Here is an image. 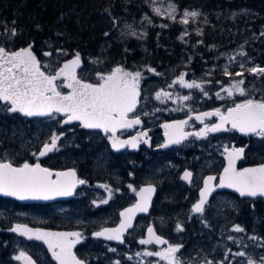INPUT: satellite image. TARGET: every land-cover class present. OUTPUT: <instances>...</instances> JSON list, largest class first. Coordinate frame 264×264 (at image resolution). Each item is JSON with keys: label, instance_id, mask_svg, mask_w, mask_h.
Listing matches in <instances>:
<instances>
[{"label": "rangeland", "instance_id": "rangeland-1", "mask_svg": "<svg viewBox=\"0 0 264 264\" xmlns=\"http://www.w3.org/2000/svg\"><path fill=\"white\" fill-rule=\"evenodd\" d=\"M151 17L148 14L136 18L134 20L120 21L116 23L119 32L118 36L132 37L137 39L140 43H145L146 33L149 29L163 28V23H157L153 20L158 18L161 20L168 19L173 20L179 15L182 31L178 36V41L187 44L190 32L198 36L201 32L199 26L198 15L193 18L187 17V20H194L196 25L193 30L190 31L188 23H182L185 19V12H196L192 10L184 9L182 12H178L174 3L170 0H147ZM174 7L175 11H172ZM156 9L159 12L155 11ZM245 12V11H243ZM12 33V32H11ZM8 33L6 30L0 32V43L8 51H13L11 41L13 35ZM6 36V37H5ZM256 42L259 38L264 44V29H261L257 34ZM191 39V38H190ZM200 42H197V45ZM210 52V51H209ZM244 53V55H240ZM67 54L57 50L55 55L47 58H38L43 71L46 74H54L55 71L60 67L62 61L66 58ZM256 57L244 47H239L231 50L222 51L212 62L206 63L201 68L202 75L205 78L198 77L192 70L181 69L177 74L171 77L169 80H165V74L156 71L152 67H146L144 69L130 70L122 66L113 67L108 74L114 68H121L126 72L135 74L139 72L140 78L137 83V92L139 93L140 99L146 97L151 86H158L145 101L143 98L142 110L140 111V117L145 118V130L149 132V135L156 140V144H160L161 138L160 133L156 131L158 124L162 121L171 119H183L191 114H195L206 110H219L221 114H224L226 109L236 106V104L244 103L248 99L256 101L264 100V75H254L247 71L252 67H264ZM179 64V63H178ZM243 65V68L241 67ZM97 64L92 60H88L86 66L80 72V79L85 83H99V75H108L101 71ZM153 69L154 71H148ZM225 69L228 71V75L225 74ZM217 73H213V72ZM237 73H243V75H237ZM184 75L185 83H197L200 85L199 88H186L181 86L179 83H173L178 81L180 75ZM157 79V83L149 78ZM221 77V80L215 82L206 78ZM130 79V77H129ZM243 80L244 83L240 86L244 90V95H240L232 89V85L236 82ZM146 91L142 94L145 87ZM224 89H230L233 91L231 96L228 95ZM62 92V90H59ZM157 93H167V95H161L157 99ZM219 93V96H217ZM149 95V93H148ZM189 97V99H183V97ZM10 113V112H9ZM139 116V114H138ZM212 122H207L210 125ZM20 126H14L12 133L9 135V139L14 143L15 149L11 150H0V160L3 162H9L13 164L12 157L18 156V154L26 149L27 144H31L30 156L35 159L38 153V149L41 148L45 143H49L48 139L42 142V139L49 133H59V131L48 123H35L33 126L24 125L18 123ZM75 125V124H70ZM67 126V125H66ZM199 128V125L195 122H190L186 130L194 131ZM64 130L70 129L69 125L62 128ZM30 131V134L34 139L28 138L24 131ZM73 132L63 133L65 138H69ZM231 131H226L222 134H218L208 139H195L193 138V144H188L182 148L177 146L175 150L167 152V156L158 155V151L148 153L144 149L141 154V163L128 162L127 166L134 170V176L130 178V182H123L121 175H123V169L118 170L115 168V162L109 160L110 165L105 160L106 152L110 151L109 146L103 140L106 138L105 135H94V138L90 136L84 140L88 150L93 152L94 156L90 159L92 163V169L94 171H100L101 174H109L112 180L120 183L123 188L115 187L109 182L103 180H95L86 184V188L83 191L77 192L74 197L67 204H52L53 206L46 212V215L41 213H34L33 211L27 210H15L13 214L18 217L17 219L28 220V223H37L34 225H41L43 221L52 220L55 221L56 229H66V226L74 227L70 229L75 232L87 234L91 229L94 231L95 228L101 229L105 226H114L118 223L117 213L121 207L116 209H109L103 211L104 208L108 207L109 204L117 196H123L124 199L128 200L127 205H130L134 201V195L136 190L142 184H155L158 188V194L152 206L151 215L149 214L145 218H141L136 225V231L131 232L133 234L130 239L127 240L124 249H130L135 245L141 237L140 232L148 227H153L156 232L166 236L169 241L163 247H155L152 243L144 244L141 248H136L132 251L124 254L125 260L131 262V264H169V261L161 259L159 256L152 255L146 256L145 252H164L166 249L171 247H177L179 251L175 253V259L179 261V264H248V259H252L254 264H264V239L258 234L249 235L246 240H242V233L245 229L244 223L242 224V208L243 202L239 201L235 196L221 193L216 195L206 206L204 212L194 218L190 215V205L196 200L195 190L197 191L200 187V179L205 174H216L223 165L221 156L223 150L230 146L231 142H236V134ZM149 138V136H148ZM250 139L254 140L251 148L247 151L246 156L248 158V164L259 163L264 159V136L254 135ZM72 140V139H71ZM70 140V141H71ZM247 140H245L246 142ZM37 149H33L34 144ZM162 145V144H161ZM184 145V144H183ZM143 146V145H142ZM182 146V145H181ZM189 146V147H188ZM43 148V147H42ZM41 148V149H42ZM143 148V147H142ZM187 149V150H186ZM40 150V149H39ZM70 143L66 144L59 143L56 149L47 156V160L59 159H70L71 151ZM186 150V151H185ZM13 151V152H11ZM18 151V152H16ZM38 151V152H37ZM185 151V152H182ZM34 152V153H33ZM46 159V158H45ZM28 162V161H26ZM16 164V163H15ZM188 168L193 174V183L185 190V193L181 196L179 202L177 199L180 193L177 186L173 183V179L177 177V181L181 172ZM136 170V171H135ZM138 170V171H137ZM86 173L88 178L94 177L93 173ZM125 176V175H123ZM141 176V178H139ZM85 179V177H82ZM142 180L140 183L139 181ZM179 182V181H178ZM140 183V184H139ZM107 186V187H105ZM82 201L85 207L92 216L84 217L80 214L81 208L73 207L78 204L76 201ZM103 201H107L104 203ZM7 203L0 202V217H6L10 214L14 207H8ZM262 205V204H261ZM116 210V212H115ZM263 212L260 215L264 217V206L262 205ZM253 222L256 224L260 223V219L251 208ZM83 216V217H82ZM12 217V216H11ZM13 223H22L14 221ZM177 224L181 226L182 231L177 230ZM195 226V230L191 233L193 238L191 243H188L185 239V230ZM240 227L243 231H234V228ZM68 229V228H67ZM252 237H256L255 240ZM142 239L145 240L144 237ZM92 248L94 246L89 245ZM105 251H97L99 257L107 259L109 256L107 252L112 256H116L120 252L111 246H106ZM35 245L26 246L21 242H15L10 245V257L1 264H24L20 259L21 253L24 255H31L34 257L39 264H49V259L40 250H36ZM114 249L115 251H112ZM245 253V256H234L233 253L241 252ZM34 254V255H32ZM40 257V258H39ZM107 262V260H106ZM109 263V262H107Z\"/></svg>", "mask_w": 264, "mask_h": 264}, {"label": "trees", "instance_id": "trees-1", "mask_svg": "<svg viewBox=\"0 0 264 264\" xmlns=\"http://www.w3.org/2000/svg\"><path fill=\"white\" fill-rule=\"evenodd\" d=\"M170 1L174 3L178 12L187 9L199 13L197 20L201 27V33L196 36L190 32L187 44L178 41V36L182 31L179 15L171 21L154 18L156 24L163 23V28L159 30L149 29L145 36V43H140L132 37L124 36L120 38L118 36L119 29L116 25L118 20L119 22L134 20L145 14L151 17L147 0H0V32L6 30L11 33L13 29L15 30L16 34L11 41L13 49L32 45L33 51L38 55H40L42 49H48L52 53L60 50L67 54L66 58L79 54L84 66H86L88 60L92 59L99 68L101 67L100 70L105 73L110 72L115 66H122L130 70L152 67L156 71L164 73L165 80H169L181 69H190L198 77L205 78L201 70L205 62L210 63L222 51L235 49L240 45H244L252 55L260 56L256 57V60L264 65V44L260 41V38L253 42L257 39L256 34L264 29V0ZM195 25L194 20H189L188 27L190 31L193 30ZM198 41L200 43L197 45ZM149 79L153 83H157V79L152 77ZM206 79L215 82L221 80V77ZM158 86H149L151 87L148 91L149 95L146 93V97L141 98V104L143 98L146 101ZM145 91L146 81L142 94H145ZM4 109L5 106L0 104V133L3 134L1 137L5 143L13 131L12 128L20 126L18 122L28 126H33L34 122L22 119L15 113L7 116L3 114L6 113L3 111ZM11 118L16 120H10ZM8 121L10 122L7 125L6 122ZM55 128L59 131V133H56L58 136L60 133L73 132L69 138L63 141L65 144L69 142L70 148L73 149L70 150V158L87 160L90 156H94L93 152L88 150V146L83 145L85 144V137L89 133L76 126H71L68 130ZM24 132L30 135L29 130ZM52 135L53 133L47 134L42 142L50 139ZM236 142L238 146L245 144V140L241 138H236ZM250 143L253 144L254 140H251ZM13 144L7 145L8 150L13 149L11 147L15 146ZM33 146L34 149H37V146L40 145L34 144ZM60 160L51 165L56 168L69 167L71 163L80 165V161L63 160V158ZM127 163L126 157V161H123L121 166L115 162V168L120 170L125 167L123 169V172H125ZM81 166H86L83 169L85 172L94 171L92 164L89 165L85 162ZM85 172L78 170L80 176H88ZM93 175L92 181L103 180L120 189L123 188L120 183L112 180L109 174H101L98 170L94 171ZM122 181L124 182V180ZM173 183L180 193V196L176 198L179 202L187 187L180 184L177 177L173 179ZM1 202L4 201L1 200ZM77 202L78 204L73 207L81 208L80 214H83L84 217L93 215L82 201ZM127 202L128 200L124 199L123 196H117L103 211L111 208H117L116 210H118V207H125ZM7 203H9L8 207L16 206V203L11 201H7ZM243 204L241 221L242 224L244 223L245 229L242 233V240H246L249 235L253 234H258L264 239V217L260 215L263 212L262 205L264 206V203L255 200L246 201ZM23 207L25 210L43 215H46V212L50 209L49 205H25ZM251 208L259 214L257 215L260 219L259 224L253 222ZM12 221L29 224L28 220L20 218L11 217L9 223ZM54 223L55 221L47 220L39 223L41 224L39 226L55 228ZM34 224L37 223H31L30 225L34 226ZM1 227L0 218V235L6 240L9 235L1 231ZM67 228L69 230L75 229L71 226H66ZM188 243H191V240ZM34 245L36 250L45 253L43 247ZM131 246L137 247V244ZM88 251L93 254L89 258L90 264H94L95 255L97 264H129L124 261L118 263L115 260L116 257L112 255H109L107 259H102L97 251H92V249ZM121 251L122 249H120Z\"/></svg>", "mask_w": 264, "mask_h": 264}, {"label": "snow or ice", "instance_id": "snow-or-ice-1", "mask_svg": "<svg viewBox=\"0 0 264 264\" xmlns=\"http://www.w3.org/2000/svg\"><path fill=\"white\" fill-rule=\"evenodd\" d=\"M172 11L174 7L170 6ZM155 11L159 12L158 9ZM197 12H185L181 22L188 23L187 17L195 18ZM15 36L16 32L13 29L12 33ZM48 55V53H45ZM244 55V53H240ZM80 65L79 54L76 57L65 63L62 68L55 74H46L41 70V66L36 56L31 51V46L23 48L19 51H8L5 47L0 46V102L7 106V111L10 113H20L27 117L48 116L53 117V113H59L66 117L63 121L69 124L73 121H78L80 126L86 129H101L105 133L112 132V145L114 148L122 146L123 143H130L135 147V139L128 142H120L114 139L115 130L118 127H131L134 124H139V119H126L129 112H132L136 107L137 83L140 78V73L135 74L126 72L117 67L114 68L108 75H99V83H84L77 79L76 68ZM243 68V65H241ZM148 71H154L148 69ZM247 71L254 75H264V67H252ZM225 74L228 75L227 69ZM243 75V73H237ZM63 77L65 83L63 87L71 89L67 95L62 94L58 90L57 80ZM130 77V79H129ZM186 88H199L200 85L193 83H185L184 75L181 74L178 81ZM244 83L240 80L232 85V89L244 95V90L240 87ZM231 96L233 91L224 89ZM161 95L167 93H157V99ZM219 96V93H217ZM183 99H189L185 96ZM219 116L220 123L214 124L211 127L206 126L200 132L194 133L198 138L205 135L207 132L227 131L224 126L231 124L232 128L244 133H255L259 136H264V100L256 101L248 99L244 103L236 104L235 107L229 108L226 114H221L219 110L212 113H203V116H197L196 119L203 123V117ZM187 123L182 121L176 125H165L166 129L176 128L181 129ZM166 136L168 133H165ZM182 131L180 136L170 137L168 143H179L180 139L186 138ZM146 136L142 134L141 138ZM60 139L55 133L51 137L50 143H45L39 155L44 156L48 152L56 149L57 141ZM147 142V141H145ZM167 147V144L163 145ZM244 149H232L228 153V167L224 169V174L219 178V188H231L239 193L241 197H264V165L258 168H248L243 171H237L235 161L240 158ZM55 175L56 179L51 177ZM192 173L185 171L182 179L189 181ZM71 178V179H68ZM215 177L209 176L204 180V188L200 191V200L192 207L193 213H201L208 195L213 190L211 182ZM84 180L76 179V174L72 172H56L53 174L47 168H42L39 163L30 165L24 163L20 167H14L11 163L0 162V194L4 196H12L18 200H49L55 196H70L73 194V189L77 184H84ZM107 187V186H105ZM154 191L153 188L147 187L139 190L137 195L140 200L133 208L121 212L123 218L119 228L104 229L101 232L95 233V236H103L105 239L117 240L121 243V236L126 228H130L131 215L136 211H147L148 200L150 194ZM149 194V195H146ZM107 203V201H103ZM177 230L183 229L177 224ZM11 231L16 232L28 239L42 240L52 253V257L57 261V264H82V261L72 253L73 246L80 241L81 233H51L42 232L39 230L33 231L26 226L17 224L11 228ZM234 231H243L242 228L236 227ZM149 239L140 240L141 244H148L155 240L158 244L166 243L155 236L153 229L148 228ZM253 240L256 237H252ZM115 251L114 249H111ZM179 249L177 247H169L164 252L144 253L146 256L156 255L161 259L169 261V264H179L175 259V253ZM234 256H245L243 251L233 253ZM23 258L27 264H32L24 253L20 254L17 259ZM264 260V258H262ZM211 264V262H209ZM248 264H254L252 259H248Z\"/></svg>", "mask_w": 264, "mask_h": 264}, {"label": "water", "instance_id": "water-1", "mask_svg": "<svg viewBox=\"0 0 264 264\" xmlns=\"http://www.w3.org/2000/svg\"><path fill=\"white\" fill-rule=\"evenodd\" d=\"M29 46H30V45H28V46H26V47H24V48H28ZM21 49H23V48H18V49H16L15 51H19V50H21ZM31 51H32L33 55H35L34 52H33V50H32V46H31ZM45 53H48V55H45ZM42 56H43L44 58H49V57H50V53H49V52H43V53H42ZM74 58H75V57H71V58L66 59L65 61H63V62L61 63V65H60V68H62L63 65H64L65 63H68L69 61L73 60ZM60 68H59V69H60ZM81 68H82V63H81V61H80V65H79V67H77L76 70H75V72H76V76H77V79H79V78H78V71H79ZM59 69H58V70H59ZM58 70H57V71H58ZM58 81H63V82L65 83V81L63 80V77H61V79H60V80H57L56 82H58ZM82 82H83V81H82ZM84 83H85V82H84ZM64 88H65V87H64ZM65 89H66V91H67V92L65 93V95H67V94H69V93L71 92V89H69V88H65ZM136 99H137V98H136ZM1 103H3V102H1ZM3 104H4V103H3ZM234 107H235V106H234ZM230 108H233V107H230ZM228 109H229V108H228ZM228 109H226V111H225L224 114L227 113ZM132 112H133V111H132ZM132 112H129L128 114H131ZM212 112H215V110L201 111V112H198V113H195V114H191V115H189L188 117H186V118H184V119H173V120H170V121H167V122H162L161 125H160V128L162 129L161 137H162V140H163V144H162V146L159 148V150H160V151H166V150L170 149L172 146H175V145H177V144H182V143H184V142H185L189 137H191V136H194V137L197 138V139H203V138L208 137V136H215V135L221 134V133H223V132H226V131L207 132L205 135H203V136H201V137H199V138H198L196 135H194V133L200 132L201 129H204V128L206 127V126L204 125V122L207 121V120L215 119V122H214L213 124H211L210 126H208V127H211V126L214 125V124H218V123H220L219 116H215V115H213V116L203 117V123H201L199 120L196 119L197 116H203V113H212ZM17 113H18V112H17ZM18 114H19L21 117H24V118H26V119L45 118V117H46V116L27 117V116H24V115H22V114H20V113H18ZM56 114H59V113H56ZM59 115H62V114H59ZM65 119H66V118H65ZM65 119H64V120H65ZM64 120H63V121H64ZM128 120H130V119H128ZM63 121H62V125H63V126H66V125H70V124L75 123V124H77V125L79 126V128L84 129V130H86V131L105 133V132H104L103 130H101V129H86V128H83V127L80 126V123H79L78 121H73V122H71V123H69V124H65V123H63ZM182 121H186V122H187V123H185V124L183 125L182 130H181V129H176V128H168V129H166V128L164 127L165 125H176V124H179V123L182 122ZM191 121H194L197 125H202V126H201L198 130H196V131H187V130H185L186 124H188V123L191 122ZM139 124H140V123H139ZM139 124H134V125H132L131 127H118V128L115 130V136H114V139H115V140L120 141V142H128V141H133V140L135 139V147L131 146L130 143H123L122 146H119V147H117V148H114L113 145H112V139H110V137H113V133H112V132H108V133H109V137L106 139V143H107V145L109 146L110 150H111L112 152H119V151H121V150H124L127 146L130 148V150H135V149L138 147V145H139V140H142V139L144 138V136L141 138V136H142L143 133H142V134H139V135H136V136H134V137H132V138H128V139H120V138H118L116 135H117L118 132H120V131H122V130H129V129L135 127V126H138ZM224 127H225L226 129L231 130L232 132H234V133H235L238 137H240V138H247L248 136H250V135H254V134H255V133H249V134L241 133V132H239V131L233 129L232 126H231V124H226ZM181 131H182L183 133H185V134H188V135H186V138H182V139H180V142H179V143H168L170 137H177V138H178V137L180 136V132H181ZM166 132L168 133L167 136H166V134H165ZM59 137L62 138L63 136H59ZM145 143H146V142H145ZM165 144H167V147H164V146H163V145H165ZM234 148H235V149H240V148H243V149H244V151H243V153L241 154L240 158L237 159V160L235 161V168H236L237 171H243L244 169H248V168H258V167L264 165V161H263V162L260 163V164L240 166V164H241V162H242V160H243V158H244L245 151L248 149V144H246L245 146H242V147H234V146L232 145V146H230L229 148L224 149V150H223L222 157H221V158H222V161H223V166H222V168H221L219 174H218V175L207 174V175H205V176L203 177V179H202V181H201L200 189H199L198 192H197V201H196V203L199 202V200H200V191H201V189L204 188V180L207 179V177H209V176L215 177V179L211 182V187H212L213 190H212V191L210 192V194L208 195L205 204L208 203L209 200H210L214 195H216V194H218V193H221V192H228V193L234 194V195H236L237 197H239L240 199H245V198H250V199L262 198V199H264V197H261V196H257V197H247V196H244V197H241V196L239 195V193L235 192V191H234L233 189H231V188H219V187H217V185L219 184V178H220V176H222V175L224 174V169H225L226 167H228V159H227V157H228V153H229L230 151H232V149H234ZM42 149H43V148H42ZM42 149H41V150H42ZM41 150H40V151H41ZM52 151H53V150H52ZM52 151L48 152V153H47L46 155H44V156H40V155L38 154V158H39V159L45 158V157H46L49 153H51ZM39 153H40V152H39ZM6 163H9V162H6ZM37 163H39V162H36L35 164H37ZM35 164H32V165H35ZM39 164H40V163H39ZM12 165H13V164H12ZM13 166H14V167H20V166H22V165H20V166H15V165H13ZM40 166H41L42 168H46V167L42 166L41 164H40ZM47 169H48L49 171H51L53 174H55L56 172H72V171L75 172V170L70 169V168H68V169H66V170H57V171H56V170H51V169H49V168H47ZM185 171H188V170H185ZM185 171H184V172H185ZM184 172H183V173L181 174V176H180V181L183 182V183L186 184V185H189V184L191 183L192 176H191V179H190L189 181H186V180L182 179V177H183V175H184ZM188 172H189V171H188ZM75 174H76V172H75ZM51 179H52V180H55V179H56V176L53 175V176L51 177ZM68 179H71V178H68ZM76 179H78V178H77V174H76ZM82 186H84V184H77L76 187L73 189V194H74V192H75L78 188H80V187H82ZM147 187H151V188L154 189V191L150 194V199L148 200L147 211H146V212H144V211H136L134 214L131 215V225H132V226H131L130 228H126V229L124 230L123 235L121 236V240L123 241V237L128 233V231H130V230L134 227L135 220H136L137 218H139V217L147 216V215L149 214V211H150V209H151L152 203H153V201H154V198H155V196H156V192H157V189H156V186H155V185H153V184H147V185H143V186H141V187L136 191V193H135L134 202H133L131 205H129V206H127V207L121 209V210L118 212V219H119L118 223H117L116 225H114V226H111V227H105V228H103L102 230H100L99 232L103 231L104 229H109V230H111V229L119 228V227H120V224H121V220L123 219V218L121 217L120 213H121V212H125V211H126L127 209H129V208H133V207L137 204V202L140 200V197L137 195V193L139 192L140 189H142V188H147ZM73 194H72V195H73ZM72 195H70V196H55L54 198L49 199V200H31V199H29V200H18V199H16L15 197H12V196H4V195H2V194H0V197H2V198H6V199H11V200H16V201H19V202H22V203L37 204V205H45V204H51V203H54V202H56V201H66V200H68L69 198H71ZM146 195H149V194H146ZM196 203H195V204H196ZM195 204H194V205H195ZM205 204L203 205V207L205 206ZM194 205H193V206H194ZM193 206H192V207H193ZM192 214H193V215H197V214H199V213H193V212H192ZM17 224H20V225L26 226L27 228H30V229H32L33 231L39 230V231H42V232H51V233H68V232H71V231H67V230H51V229L43 228V227H33V226H30V225H28V224H24V223H14V224L11 226V228L15 227ZM11 228H10V232H11L12 234L16 235L17 237L23 239L24 241H26V242H35V243H37V244L42 245V246L46 249V251L48 252V254H49V256H50L52 262L55 263V264H57V261L53 259V257H52V253L49 251L48 246H47L42 240H36V239H34V238H33V239H28L26 236H22V235H20V234H18V233H16V232L11 231ZM151 228L153 229V232H154L155 236H158V235L155 233L154 228H153V227H151ZM145 236H146L147 239H149L148 229H147L146 232H145ZM159 237H160V236H159ZM98 238H100V239H102L103 241L108 242V243H113V244H122V243H123V242L121 243L120 241H117V240H109V239H105L103 236H100V237H98ZM160 239H162V240L165 241V239L162 238V237H160ZM153 243H155L157 246H162V245L164 244V243H163V244H158V243L155 242V240H153ZM77 244H78V243H76V244L73 246V248H72V253H73L74 255H75L74 250H75ZM75 256H76V255H75ZM28 259L31 260L32 264H35V262L33 261L32 258L28 257ZM77 259H78V258H77ZM78 260H79V259H78ZM24 262H25V264H27V261L24 260ZM82 264H84V263L82 262Z\"/></svg>", "mask_w": 264, "mask_h": 264}, {"label": "flooded vegetation", "instance_id": "flooded-vegetation-1", "mask_svg": "<svg viewBox=\"0 0 264 264\" xmlns=\"http://www.w3.org/2000/svg\"><path fill=\"white\" fill-rule=\"evenodd\" d=\"M141 119V121H142V124H141V126H145V124H146V122H145V119H143V118H140ZM171 120H173V119H171ZM167 121H170V120H166V121H162V122H167ZM212 123L211 124H213L214 122H215V119H212V120H210ZM210 121H208V122H210ZM162 122H160L159 124H158V126H157V128H156V131L157 132H159L160 133V140H161V142H160V144H156V140H155V138H154V135L151 137L150 135V138H149V140L148 139H145V141H147L146 143H144V147H145V150H146V152H148V153H153L154 151H158L157 149H158V147L162 144V137H161V134H162V129L160 128V125H161V123ZM196 124V123H195ZM210 124V125H211ZM205 126H210V125H208L207 124V122L204 124ZM202 125H200V127H201ZM199 127V128H200ZM147 130V129H146ZM136 132H129V133H124V134H118V136L119 137H122V139H128V138H132V135H134ZM148 134H149V132H148ZM233 134V133H232ZM1 135H3L2 133H0V150L1 149H4V150H8V144H13L12 142H11V140L12 139H8L7 138V141L4 143L3 141H2V137H1ZM91 137V138H94V134H88L86 137H85V141H86V139L88 138V137ZM237 136V135H236ZM211 137H214V136H208V137H206V138H204V139H208V138H211ZM236 138H240V137H236ZM251 137L249 136L248 138H247V141L245 142V144L248 142L249 143V149L251 148V144L252 143H250V141H251V139H250ZM32 139H34V138H32ZM66 138H65V136L64 137H62V138H60V139H58V141H57V144H59V143H61V144H63L64 142V140H65ZM195 139H197V138H195ZM241 139H243V140H246V138H241ZM105 141V139L103 140V142ZM49 143L51 142V140L50 141H48ZM193 142H194V140H193V138H188L186 141H185V143H184V145L182 144V146L181 145H179V147L178 148H182L183 146H186V145H188V144H193ZM195 143V142H194ZM36 144V143H35ZM140 144H142L141 142H140ZM237 144V142H231L230 143V146H234V147H237L238 145H236ZM14 145V144H13ZM229 146V147H230ZM11 147H13V149H15L14 147L15 146H11ZM143 146H140L139 148H138V154H141L140 153V150L141 149H143L142 148ZM177 146H172L170 149H169V151H171V150H175V149H177L178 150V148H176ZM30 148H31V144L30 143H28L27 144V147H26V149H23L19 154H18V156H16V157H12V161H13V165H15V166H20V165H22V164H24V163H28V164H30V165H32V164H35L36 162H39L42 166H44V167H46V168H49V169H51V170H65V169H68V168H70V169H73V170H75V172H76V174H77V172H78V170H80V171H83V172H85L83 169H84V167L83 166H81L82 164H84L85 162L87 163L88 161L87 160H85V159H83V160H80V158H74V160L75 161H80V165H76V164H72L71 163V165L69 166V167H63V168H56V167H54V166H52L51 164L52 163H56V162H58V161H61L59 158H57L56 160H47V156L49 155H47L45 158H42V159H38V157L36 156L35 157V159H33L31 156H30V154L32 153V152H30L29 150H30ZM33 149H34V146L32 147ZM177 150H175V151H177ZM127 149L126 150H124L123 152H121V151H119V152H117V153H113V152H110V151H107L106 152V156H104L105 157V160L108 162V164L110 165V163H109V160H113L114 162H117L118 164H119V166H121V164H122V162L123 161H126V155H127ZM11 152H13V151H11ZM16 152H18V151H16ZM121 152V153H120ZM34 153V152H33ZM51 154V153H50ZM116 154V155H115ZM163 154H166L165 156H167V152L166 153H160L159 151H158V154H157V156L158 155H163ZM18 157H21V158H18ZM21 159V160H20ZM63 160H65V159H63ZM262 160H264V159H262ZM261 160V161H262ZM26 161H28V162H26ZM260 161V162H261ZM0 162H3V161H1L0 160ZM143 162V161H142ZM245 162H246V164H248L247 162H248V158H247V156L245 155ZM16 163V164H15ZM111 166V165H110ZM186 169H188V168H186ZM219 172H220V170L215 174V175H218L219 174ZM134 170L133 171H131L130 169H129V167H127V169H126V171L125 172H123V175H125V176H123L122 175V177H124V178H126V177H128V180L127 181H131L130 180V178L132 177V179H134L133 178V176H134ZM78 175V174H77ZM81 177H86V176H81ZM204 177V176H203ZM202 177V178H203ZM139 178H141V176H139ZM202 178L200 179V181H199V183H200V185H201V181H202ZM140 183L142 182V180H140L139 181ZM139 183V184H140ZM192 183H193V174H192V180H191V183L189 184V185H187L189 188H190V186L192 185ZM151 184V183H150ZM143 185V184H142ZM155 185V184H154ZM141 186V185H140ZM156 186V185H155ZM157 187V186H156ZM200 188V187H199ZM199 188H198V190H199ZM198 190L196 191L195 190V194L197 195V192H198ZM79 192V191H78ZM77 193V192H76ZM232 195V194H231ZM234 196V195H233ZM236 198L239 200V201H242L241 199H239L237 196H236ZM0 199H2V198H0ZM72 199V198H71ZM70 199V200H71ZM196 201H197V198H196V200L190 205V209L192 210V206L196 203ZM13 203H16V206H14V208L12 209V211H11V213L8 215H6V217H0L1 218V223H2V227H1V231H3V232H5V233H7V235H9V237H7V239L5 240L3 237H1V235H0V264L1 263H3L4 261H6L9 257H10V245L11 244H13V243H15V242H21V243H23V244H26V246H28L29 244H35L34 242H26V241H24L23 239H21V238H19V237H17L16 235H14V234H12L11 232H10V228H11V226L14 224L13 222L14 221H12L11 223H9V221H10V218H11V216L13 217V218H15V219H17L18 217H16L14 214H13V211H15V210H25V208L23 207V206H25V205H29L28 203H22V202H19V201H16V200H14V201H12ZM264 202V201H263ZM59 202H56L55 204H58ZM205 208L206 207H204L203 208V211L201 212V213H199V214H197V215H193L192 214V212L190 213V215H192L193 217H195V218H197L198 216H200L203 212H204V210H205ZM28 211V210H27ZM150 215H151V212H150ZM142 219L143 218H145V217H141ZM141 218H138L137 219V223H138V221L139 220H141ZM137 225V224H136ZM5 227V228H4ZM105 227H110V226H105ZM105 227H103V228H105ZM48 229H51V230H69V229H56V228H49V227H47ZM103 228H99V229H97V228H95L94 229V231H92L91 229L87 232V234L85 235V234H82L81 235V238H80V241L78 242V244H77V246H76V248H75V250H74V253H75V255H76V257L80 260V261H82L84 264H90V260H89V258L93 255V254H91V252H89L88 250H91L92 249V251L96 248L97 249V251H105L106 252V247L104 246V245H106V246H111V247H113V248H116L119 252H120V249H122V251L119 253V254H117L115 257H116V261L119 263V262H121V261H124V262H127V263H129V264H131V262H129V261H127V260H125V258H124V254L126 253V252H129V250L130 251H132V250H134V249H136V248H141L144 244H141L140 243V240H142V237H144L145 238V240H148L147 238H146V236H145V230H143V231H141L140 232V235H139V237H141L140 239H138V241H137V243L136 244H138L137 245V247L136 248H133V247H131L130 249H124L123 250V248L126 246L125 244L124 245H121V246H117L116 244H113V243H108V242H105V241H103L102 239H100V238H98L97 236H95V233H97V232H99L100 230H102ZM195 230V226H192L190 229H186V231H185V239H186V241L187 242H189L190 240H192V238H193V235L191 234L193 231ZM156 231V230H155ZM72 232H75V231H72ZM133 233V232H132ZM158 233V232H157ZM159 234V233H158ZM131 235H133V234H129L128 235V237L126 238V242H127V240H129L130 239V236ZM159 236L160 237H163V238H165L166 240H167V242L169 241V239L168 238H170V237H166V236H164V235H161V234H159ZM152 243V242H151ZM153 244V243H152ZM36 245H38V244H36ZM89 245H92V246H94L93 248L91 247V246H89ZM41 247H43L42 245H40ZM43 249H44V251H45V256L46 257H48V259H49V262L51 263V264H55V263H53L52 262V260H51V258H50V256H49V254H48V252L46 251V249L43 247ZM85 250V252H83ZM43 251V252H44ZM94 253V252H93ZM108 253V255H110V253L109 252H107ZM24 256H26V257H30V258H32L33 259V261L35 262V264H39L38 262H37V260L34 258V257H32L31 255H29V254H27V255H24ZM95 257V259H94V264H97V259H96V255L94 256ZM21 261L25 264V262H24V259L23 258H21Z\"/></svg>", "mask_w": 264, "mask_h": 264}, {"label": "bare ground", "instance_id": "bare-ground-1", "mask_svg": "<svg viewBox=\"0 0 264 264\" xmlns=\"http://www.w3.org/2000/svg\"><path fill=\"white\" fill-rule=\"evenodd\" d=\"M175 66V65H174ZM83 217V216H82ZM87 218V217H86Z\"/></svg>", "mask_w": 264, "mask_h": 264}]
</instances>
